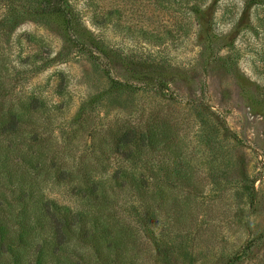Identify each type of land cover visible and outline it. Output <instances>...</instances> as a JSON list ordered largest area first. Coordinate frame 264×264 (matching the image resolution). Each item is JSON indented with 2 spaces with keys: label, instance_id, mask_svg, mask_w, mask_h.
<instances>
[{
  "label": "rangeland",
  "instance_id": "rangeland-1",
  "mask_svg": "<svg viewBox=\"0 0 264 264\" xmlns=\"http://www.w3.org/2000/svg\"><path fill=\"white\" fill-rule=\"evenodd\" d=\"M0 264H264V0H0Z\"/></svg>",
  "mask_w": 264,
  "mask_h": 264
},
{
  "label": "trees",
  "instance_id": "trees-1",
  "mask_svg": "<svg viewBox=\"0 0 264 264\" xmlns=\"http://www.w3.org/2000/svg\"><path fill=\"white\" fill-rule=\"evenodd\" d=\"M66 3H67V0H54V5H55V8H58L59 12L61 15H66ZM76 46L80 49V50H83V51H87V52H90V53H93L90 48L84 44L83 42H81L80 40H77L76 41ZM95 57V56H94ZM160 90H167L168 89V86L167 84H161L159 86ZM251 247V244H248L245 248V250L249 249ZM244 253L243 252H240L239 254H237L232 260L230 263H235L237 262L238 260H240L242 257H243Z\"/></svg>",
  "mask_w": 264,
  "mask_h": 264
}]
</instances>
